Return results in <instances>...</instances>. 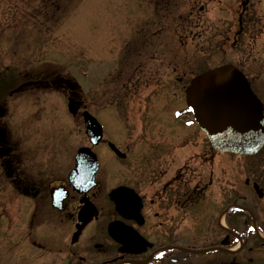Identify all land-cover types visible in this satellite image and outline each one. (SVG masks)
I'll return each mask as SVG.
<instances>
[{"label":"rangeland","instance_id":"1","mask_svg":"<svg viewBox=\"0 0 264 264\" xmlns=\"http://www.w3.org/2000/svg\"><path fill=\"white\" fill-rule=\"evenodd\" d=\"M51 1L56 10H47ZM195 1V11L205 5V0H0V264H44L40 256L49 250L48 239L43 253L35 247L45 245L47 226H29L33 207L15 190V177L24 186L37 178L48 185L69 173L81 148L97 152L100 178L122 177L123 167L91 146L84 111L105 126L104 140L116 138L123 145L129 134L132 140L140 135L156 141L155 129L168 122L191 129L185 90L193 77L221 65L237 66L250 80L261 75L254 83L264 98L258 62L264 34L255 37L252 19H244L242 29L236 26V0H207L212 2L207 16L189 18ZM129 42L135 43L130 50ZM62 80L79 89L76 115L68 108L70 89L59 88ZM112 113L116 119L110 120ZM188 149L179 152L181 159ZM227 160L228 173L238 163L244 168L254 163L237 156Z\"/></svg>","mask_w":264,"mask_h":264},{"label":"flooded vegetation","instance_id":"2","mask_svg":"<svg viewBox=\"0 0 264 264\" xmlns=\"http://www.w3.org/2000/svg\"><path fill=\"white\" fill-rule=\"evenodd\" d=\"M252 1L236 0L233 14L239 17L240 29L244 19H252L259 38L264 34V7L260 0L256 6L250 5ZM196 2L189 18L207 16L212 2L205 0L195 11ZM220 8L229 14V8ZM132 46L135 43L129 42L127 49ZM258 51L262 58L257 61L264 68V49ZM235 67L264 107L261 87L259 91L254 83L261 75L250 80ZM60 84L59 88L66 87V81ZM78 90L71 97L82 104ZM190 126L180 129L168 122L165 129H155L160 133L156 141L149 134L151 139L139 135L132 140L129 134L120 145L116 138L102 137L91 146L106 150L108 161L124 171L121 178H100L98 154L90 149L98 168L88 189L87 178L78 180V186L70 181L76 156L69 173L48 185L37 178L24 186L23 178L15 177V190L33 207L29 226H47L45 245H33L43 253L49 240L46 256H40L44 264H264V147L245 157L253 159V165L244 168L238 163L228 173L227 158L232 155L216 152L195 123ZM186 148L189 154L181 159L179 152Z\"/></svg>","mask_w":264,"mask_h":264},{"label":"water","instance_id":"3","mask_svg":"<svg viewBox=\"0 0 264 264\" xmlns=\"http://www.w3.org/2000/svg\"><path fill=\"white\" fill-rule=\"evenodd\" d=\"M67 87L75 88L70 81ZM187 107L195 122L221 153L252 156L264 146V107L253 95L244 76L232 66H223L194 78L185 91ZM69 112L75 114L79 104L69 100ZM86 134L96 145L102 139V128L90 114L83 113ZM70 181L78 186L87 178L92 187L98 162L89 149H80ZM82 181V180H81Z\"/></svg>","mask_w":264,"mask_h":264},{"label":"trees","instance_id":"4","mask_svg":"<svg viewBox=\"0 0 264 264\" xmlns=\"http://www.w3.org/2000/svg\"><path fill=\"white\" fill-rule=\"evenodd\" d=\"M49 1V0H48ZM48 5H49V8L47 9V10H49V9H51L52 8V10H56V5L51 1L50 3H48ZM15 19V18H14Z\"/></svg>","mask_w":264,"mask_h":264}]
</instances>
